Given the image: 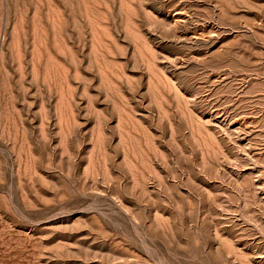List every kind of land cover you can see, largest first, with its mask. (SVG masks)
Here are the masks:
<instances>
[{
  "label": "rangeland",
  "instance_id": "obj_1",
  "mask_svg": "<svg viewBox=\"0 0 264 264\" xmlns=\"http://www.w3.org/2000/svg\"><path fill=\"white\" fill-rule=\"evenodd\" d=\"M0 264H264V0H0Z\"/></svg>",
  "mask_w": 264,
  "mask_h": 264
},
{
  "label": "bare ground",
  "instance_id": "obj_2",
  "mask_svg": "<svg viewBox=\"0 0 264 264\" xmlns=\"http://www.w3.org/2000/svg\"><path fill=\"white\" fill-rule=\"evenodd\" d=\"M159 1V0H158ZM167 37V36H166Z\"/></svg>",
  "mask_w": 264,
  "mask_h": 264
}]
</instances>
